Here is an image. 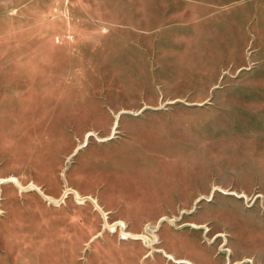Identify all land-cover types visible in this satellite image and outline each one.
Returning a JSON list of instances; mask_svg holds the SVG:
<instances>
[{
	"label": "rangeland",
	"instance_id": "rangeland-1",
	"mask_svg": "<svg viewBox=\"0 0 264 264\" xmlns=\"http://www.w3.org/2000/svg\"><path fill=\"white\" fill-rule=\"evenodd\" d=\"M219 6L0 0V264H192L207 245L206 264H264V137L236 149L225 139L240 128L219 122L221 91L264 76V0ZM179 65L211 66L214 82L164 92ZM192 129L206 147L185 144ZM152 136L163 145L148 155ZM200 173L189 202H164ZM203 207H224L231 228L199 225Z\"/></svg>",
	"mask_w": 264,
	"mask_h": 264
},
{
	"label": "crops",
	"instance_id": "crops-1",
	"mask_svg": "<svg viewBox=\"0 0 264 264\" xmlns=\"http://www.w3.org/2000/svg\"><path fill=\"white\" fill-rule=\"evenodd\" d=\"M204 1L209 3V4L216 3V4L220 5L219 9H222L224 5H226L227 7H228V5H230L231 10H236L238 5L248 3L249 1H252V0H204ZM161 12L165 13V11H163V10ZM158 15L159 16L162 15L161 16L162 19L164 18L162 13L156 12V16H158ZM147 18H148V15L146 13L145 14V23H144V25H142V27L144 26V28L148 29V27H150L153 24L147 23V21L149 19V18L148 19ZM156 24H157V22L154 23L155 26H156ZM166 35L167 34L160 35L157 44H161L164 46V42L167 41ZM235 40H236V45H235V47H232V50L239 51L242 49V42H241V39H239L240 42L238 41L239 44L237 43V35L236 34H235ZM232 41H233V39L231 40V42ZM238 45H239V47H238ZM157 49L159 51L162 50V46L157 45ZM203 51H208V50L203 49ZM173 67L177 70L170 67L169 73L168 74L166 73L165 76L160 77V81H162V83H163L162 89L164 92H167L168 89H174L176 91H181V90L183 91V90H188L189 88H192V87H196V89L197 88L199 89V92H202L208 84L214 82V79H211V74L212 73L215 74L216 70H215V72H212L211 66H209V67H205V66L196 67V66L179 65V66H173ZM179 68H181V69H179ZM155 82H156V80H155ZM164 92H163V94H164ZM220 94H221L220 99L223 100L222 105H224V107L222 109V113H221L219 122L223 123V125H230L231 126L233 124L232 126L240 128V130L234 136H228L227 135L225 140L240 141V142H237L240 144H239V146L235 147L236 149L237 148H244L245 149L246 147H249V144L243 140H246L250 136H253L256 139L263 140L264 129L254 128L253 125H255V124L263 125L264 124V76H254V77L249 76V77L243 78V79H241V81L239 83L231 86L228 89L221 91ZM171 97H172V95L169 96V98H171ZM194 97L196 98V96H194ZM149 121H151V120L148 118H145V119H141L139 122H141L142 124L143 123L145 124V123H148ZM209 122H210V120H209ZM133 125L134 124H131L127 119L122 120V126L124 128L129 129L130 127H133ZM257 125H256V127H257ZM206 127L207 128H204L205 131L203 129H201L204 131V133L206 132V130L210 129V125L206 126ZM251 127H253V129ZM256 129H258V130H256ZM201 130L198 133H196V130L192 129V130H188L186 133H184L185 139H183V140H185V144L191 142V147H195L196 144H198L199 147L205 146L204 145L205 143H203V145H202L201 138L203 137V140H206V136L204 135V133L201 132ZM179 133H181V132H179ZM131 135L132 136L134 135L133 132ZM151 138H152V140L150 139L149 141L143 142L144 146L140 145L141 147H143L144 151L148 155H154L155 150L161 149L158 146L163 145L162 141H159L160 139L153 137V136ZM240 138H242L243 140H240ZM178 139L182 140V138H178ZM178 139H176V140H178ZM251 144H252L251 147H255L258 145V144L255 145V143H251ZM117 147H119V146H117ZM155 147H157V148H155ZM121 149H122V147L120 146V148H118L119 152ZM244 149H242V150H244ZM112 152H110V155H109V158H110L109 162L110 163H115V162L120 163L121 161H118L119 159H117V157H114V155H112L113 154ZM192 153H193V151H192ZM195 153H196V150H195ZM251 153L252 154H248V155L243 154L242 156L252 157V161L254 159L257 160L259 152L258 151L254 152V149H253L251 151ZM231 154H232V152L230 153V156H231ZM147 163H151V161H147ZM201 177H202V173L198 174V176L196 175L195 179L193 178V179L188 180L186 185L182 187L183 188L182 191L181 190L178 191V189L176 188V189H174L175 191H173L172 194H169L172 190L167 192L168 197L164 199V202H169L172 206L175 203L178 204L180 202H189L190 197L196 195L197 192H200V190L206 188V183L208 182L209 178L207 180H204ZM119 179H121V178H118V179L116 178V180H119ZM194 180H195V182H194ZM191 185H193L192 189H190ZM113 186H115V184ZM167 193H165V194H167ZM114 197H115V201H117L116 200L117 194ZM119 205L122 207L121 204H119ZM152 205H156V204L153 203ZM162 205H164V203ZM129 208L130 207H126V209H129ZM173 208H175V207H147V208L144 207V210L147 209L150 212L158 213V211L163 212V211L171 210ZM224 216H225L224 207H203L192 218H193V220L197 221V223H199V225L204 223L206 220H209V221L215 222L217 224L219 223L220 224L219 226H221V227L225 226L226 228H229L230 227L229 222L225 220ZM255 217L257 218L258 222L264 224V222L258 216H255ZM236 229H237V232L235 233V235L238 232H240L238 229V224H236ZM239 236H240V233H239ZM203 248H204L203 252H201L199 254L188 255V261H190V263H192V264L193 263H195V264H206L204 262L203 257H204V255H207L209 253L210 254L207 255L208 257L210 255H212L213 247H209L207 245V246H203ZM245 257H247V256L237 258L236 260L240 261L241 259H243ZM220 264H222V263H220Z\"/></svg>",
	"mask_w": 264,
	"mask_h": 264
},
{
	"label": "bare ground",
	"instance_id": "bare-ground-1",
	"mask_svg": "<svg viewBox=\"0 0 264 264\" xmlns=\"http://www.w3.org/2000/svg\"><path fill=\"white\" fill-rule=\"evenodd\" d=\"M207 229L209 230L210 228H206V230H207ZM224 251H229V248H228V247H225V248H224ZM181 261H183V260L181 259Z\"/></svg>",
	"mask_w": 264,
	"mask_h": 264
}]
</instances>
